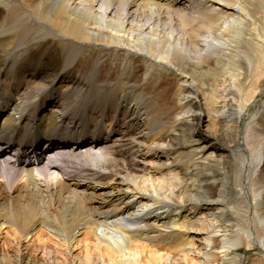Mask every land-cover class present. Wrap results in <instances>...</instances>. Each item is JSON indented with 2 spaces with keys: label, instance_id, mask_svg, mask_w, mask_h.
<instances>
[{
  "label": "bare ground",
  "instance_id": "obj_1",
  "mask_svg": "<svg viewBox=\"0 0 264 264\" xmlns=\"http://www.w3.org/2000/svg\"><path fill=\"white\" fill-rule=\"evenodd\" d=\"M0 137V264H264V0H0Z\"/></svg>",
  "mask_w": 264,
  "mask_h": 264
},
{
  "label": "rangeland",
  "instance_id": "obj_2",
  "mask_svg": "<svg viewBox=\"0 0 264 264\" xmlns=\"http://www.w3.org/2000/svg\"><path fill=\"white\" fill-rule=\"evenodd\" d=\"M102 132H104V130ZM4 248H5V246H3L2 245V242H0V254H3L4 253ZM239 253L241 255L245 256V264H249L250 263V260H252L255 257V255H254L253 252H248V251H246V250H244L242 248L240 249V252ZM34 257H36L39 260L40 259H43L44 258L43 252L35 254Z\"/></svg>",
  "mask_w": 264,
  "mask_h": 264
}]
</instances>
